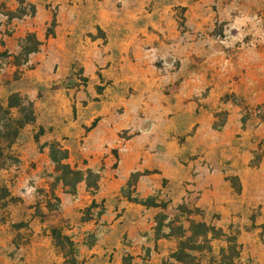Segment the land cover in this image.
<instances>
[{
  "label": "rangeland",
  "instance_id": "obj_1",
  "mask_svg": "<svg viewBox=\"0 0 264 264\" xmlns=\"http://www.w3.org/2000/svg\"><path fill=\"white\" fill-rule=\"evenodd\" d=\"M21 1L34 17L0 15V264H162L178 245L168 223L187 219L235 237V264H264V0L0 11ZM27 33L41 48L15 66ZM28 101L35 121L5 137ZM56 142L98 190L57 181Z\"/></svg>",
  "mask_w": 264,
  "mask_h": 264
},
{
  "label": "trees",
  "instance_id": "obj_2",
  "mask_svg": "<svg viewBox=\"0 0 264 264\" xmlns=\"http://www.w3.org/2000/svg\"><path fill=\"white\" fill-rule=\"evenodd\" d=\"M26 5L32 8L30 13L25 9ZM6 10L4 12L0 11V15H4L11 21L15 18L21 19L22 17H34L36 15L35 6L30 3L26 4L23 1L20 2V7L17 9L19 15H16V13L8 9ZM20 43L21 53L13 57L15 66H20L23 64V61L28 62V56L38 52L42 45V42L35 33H27L26 36L21 37ZM17 97H19L17 94L11 95L8 101L9 109L16 107L14 99ZM20 106L22 112L26 114L22 119L14 120L10 126H7L8 133H6L5 137L10 135L17 137L19 131L26 124L35 121V111L32 102L28 101V109L22 107V105ZM0 111L5 113L6 110L0 105ZM50 155L55 164V171L58 174L57 181L62 183L64 188L75 193L78 184L85 182L87 188L90 190L96 191L99 189L100 175L90 168L79 169L67 163L66 160L69 158L68 152L60 143L56 142L51 145ZM49 199H54L60 203V198L55 191H51V198ZM46 208L48 210L55 209L49 201L46 203ZM180 211L189 216L193 212L182 208ZM187 221L190 224L189 227L179 225V221H171L168 223L167 227L170 229L169 236L177 238L178 245L177 249L162 264H235L241 254L240 245L235 237L226 235L215 225H209L202 221L196 222L191 219H187ZM157 223L160 224L158 219ZM221 237L225 238L227 247L222 248L220 253L216 254L211 242ZM53 238L57 245L61 247L67 241V237L63 236L57 230L53 231Z\"/></svg>",
  "mask_w": 264,
  "mask_h": 264
}]
</instances>
